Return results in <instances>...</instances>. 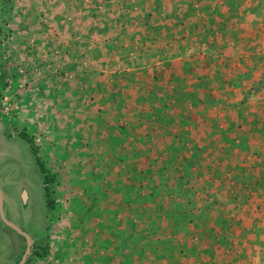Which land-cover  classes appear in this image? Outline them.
<instances>
[{
  "label": "crops",
  "instance_id": "0c3cea01",
  "mask_svg": "<svg viewBox=\"0 0 264 264\" xmlns=\"http://www.w3.org/2000/svg\"><path fill=\"white\" fill-rule=\"evenodd\" d=\"M0 93L48 188L105 180L123 198L111 178L168 171L196 205L144 250L137 209L93 211L55 234L53 264H264V0H0Z\"/></svg>",
  "mask_w": 264,
  "mask_h": 264
},
{
  "label": "rangeland",
  "instance_id": "374dc122",
  "mask_svg": "<svg viewBox=\"0 0 264 264\" xmlns=\"http://www.w3.org/2000/svg\"><path fill=\"white\" fill-rule=\"evenodd\" d=\"M1 1L3 6L9 7L16 0ZM8 14L9 12H7L6 16L3 12L2 18L4 20L1 19L3 24L7 21ZM6 96L7 94L3 95L0 93V189L3 192L6 218L31 237L32 249L27 258L29 261H26L25 264H53L54 262L50 258L53 257L58 241L55 234L58 231L63 232L65 229H70L71 226L74 228V223L77 227H84L89 222V215L93 211L97 212V221L98 213L104 209L105 211L109 209L112 214L118 213L122 215L128 210L135 212L137 209L138 213L143 214L141 217L142 228H140L143 231L136 234V236L131 235L129 238L140 241L139 243L143 244L144 250L151 247L152 239L150 237L152 236H150V232L152 227H155L154 222L157 223L159 229L164 230L161 233H167V229L175 227V224L172 227L170 226L173 220L168 219L167 215L169 213H182L183 210L193 209L196 206L193 201L187 202V205L177 202V193L175 194L173 192L174 188L171 187L173 184L168 183L170 181L167 177L168 171H165L164 176L159 179V185L155 184L150 174L143 179L142 183L144 184L137 186L135 184L124 186L110 177L112 182L116 184V190L112 191L124 194L123 198H114L113 196L107 198L109 197L106 194L109 186L106 185L105 180L95 182L96 186L92 187V191L90 188H85V186L74 187L66 181H61L64 185L60 183L58 186H52L49 189L50 196L48 199L52 201L49 204L45 196L42 173L31 153V151H35L37 154L40 153L39 149L43 145L40 146L34 136H28L30 143H27L22 138L23 130L21 127L15 126L17 121L3 112L2 101L5 98L7 99ZM11 107L12 111L10 114L13 112V105ZM19 125L22 126L21 124ZM16 133L20 135H15ZM40 158H43L48 166H54L53 161L47 160L43 155ZM152 182L154 183L153 186ZM26 193L27 201L25 202ZM189 193H193V191L190 190ZM178 195H180L179 192ZM179 197L181 198V196ZM91 198L96 199L93 201ZM96 200L97 202H95ZM69 212L72 213V215H69L70 218L67 216ZM155 213L160 214L159 220L156 218ZM161 216L165 219H162ZM115 217L112 218L111 227L114 234L117 233V228L123 226V221L120 220L119 222ZM93 221H95V218ZM168 221L171 223H168ZM124 224L128 230L132 231L134 229L133 224L130 222H127V224L124 222ZM116 237H119V235H116ZM135 242L133 240V243ZM160 244L163 252H165L166 239L164 237H161ZM26 246L25 238L22 239L19 234L7 227L0 217V264H19L25 253ZM39 246L49 248L48 259H46L47 255L38 256L32 254V251ZM126 247L128 248L129 245ZM17 253L19 255L16 256L14 261V256ZM135 253V251L131 252L127 258L134 259ZM147 259L150 260V258ZM147 259L146 263L150 262Z\"/></svg>",
  "mask_w": 264,
  "mask_h": 264
},
{
  "label": "water",
  "instance_id": "95a60500",
  "mask_svg": "<svg viewBox=\"0 0 264 264\" xmlns=\"http://www.w3.org/2000/svg\"><path fill=\"white\" fill-rule=\"evenodd\" d=\"M0 217L1 220L4 222V224L9 227L10 229L14 230L17 234H19L20 236H22L23 238H25L26 240V250L25 253L20 261L19 264H25L27 261V258L29 256V254L31 253V249H32V240L31 237L24 232L22 229H20L16 224H14L13 222H10L6 216H5V212H4V197H3V192L0 189Z\"/></svg>",
  "mask_w": 264,
  "mask_h": 264
},
{
  "label": "trees",
  "instance_id": "16d2710c",
  "mask_svg": "<svg viewBox=\"0 0 264 264\" xmlns=\"http://www.w3.org/2000/svg\"><path fill=\"white\" fill-rule=\"evenodd\" d=\"M22 138H23L25 141H27V143H30V140H29L28 136H26L25 134H22ZM33 153L36 154L35 151H33ZM37 160H38L39 166H40V168H41V171H42L43 173H46V171H45V169H44L42 163H40L39 159H37ZM52 181H53V180H52V178H51L50 176H45V180H44V183H45V196H46L47 199H48L49 196H50V190H49L50 188H48V185H49ZM48 203L50 204V203H52V201H51L50 199H48ZM21 237H22V236H21ZM22 239H24V238L22 237ZM49 252H50V250H49L48 247L39 246V247L35 248V249L32 251V254H33V255H38V256H43V255H47ZM28 261H29V260H27V262H28Z\"/></svg>",
  "mask_w": 264,
  "mask_h": 264
},
{
  "label": "built area",
  "instance_id": "2783aa9c",
  "mask_svg": "<svg viewBox=\"0 0 264 264\" xmlns=\"http://www.w3.org/2000/svg\"><path fill=\"white\" fill-rule=\"evenodd\" d=\"M2 103H3V112H4V114L9 115L10 112L12 111V107H11L12 105L7 102L6 98L2 101Z\"/></svg>",
  "mask_w": 264,
  "mask_h": 264
}]
</instances>
